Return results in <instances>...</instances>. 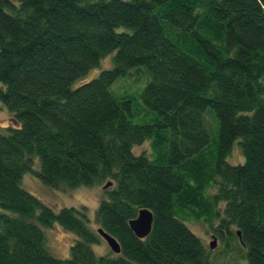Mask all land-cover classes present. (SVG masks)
Segmentation results:
<instances>
[{
  "label": "trees",
  "instance_id": "trees-1",
  "mask_svg": "<svg viewBox=\"0 0 264 264\" xmlns=\"http://www.w3.org/2000/svg\"><path fill=\"white\" fill-rule=\"evenodd\" d=\"M127 76L146 81L143 105L112 92ZM1 106L0 264H213L194 223L225 263L264 264V0H0ZM27 172L102 188L95 221L25 190ZM144 209L154 222L138 239ZM56 223L77 236L68 259L48 246ZM100 229L119 255H96Z\"/></svg>",
  "mask_w": 264,
  "mask_h": 264
},
{
  "label": "rangeland",
  "instance_id": "rangeland-1",
  "mask_svg": "<svg viewBox=\"0 0 264 264\" xmlns=\"http://www.w3.org/2000/svg\"><path fill=\"white\" fill-rule=\"evenodd\" d=\"M110 59V60H109ZM113 66V56L109 57L102 63L99 69L93 70L89 73L88 76L84 78L85 82L90 81L100 75L102 70L112 68ZM146 84V81L138 82L132 76H127L119 79L113 86L112 92L116 96H122L127 94H132L133 96H137L141 104L143 105L142 99L140 97L142 90ZM119 94V95H118ZM136 98V97H134ZM138 101V100H137ZM140 109L142 106L138 105ZM0 108V126L7 127L12 124V116L6 110L5 107L1 106ZM153 114L149 113V118H153ZM208 118V117H206ZM144 118H136L134 121L136 124H144ZM209 121L211 122L210 125L213 129V118L209 117ZM213 136V134L211 133ZM212 142V139H211ZM152 151V147L150 143H145L142 146L136 147L134 149V153L140 155L142 153H150ZM228 161L231 164H239L244 162L243 152L241 147L236 144L230 159ZM35 170L40 169V162L37 161L35 165ZM23 188L39 198L43 201L46 205L54 208L56 211L62 208H87L88 215L92 222L95 221L98 209L100 204L103 200V191L102 188L93 187H81L70 191H60L52 189L46 186L39 178L33 175L30 172H27L23 176ZM189 228L199 237H201L205 243L209 246V244L213 241L212 236L214 235L207 225L204 224H193L188 225ZM96 228V227H95ZM46 232L48 238V246L51 249V252L60 259H68L71 256V248L74 245L75 241L77 240V236L65 230L60 224H55L51 228H43ZM93 250L98 256L107 255L111 252L110 248L108 247L107 243L103 240L101 244L93 245ZM216 255L213 259V264H234V261H229L230 263H225V259L222 258L220 255L223 254L224 251V244L217 240V248L215 249ZM240 249L238 248V251ZM219 257V259H217ZM242 260H237V264H242Z\"/></svg>",
  "mask_w": 264,
  "mask_h": 264
},
{
  "label": "water",
  "instance_id": "water-1",
  "mask_svg": "<svg viewBox=\"0 0 264 264\" xmlns=\"http://www.w3.org/2000/svg\"><path fill=\"white\" fill-rule=\"evenodd\" d=\"M111 185V183L107 184L104 189H108L109 187H111ZM153 222V213L147 209H144L140 211L137 219L130 222V227L138 239H145L151 234ZM98 233L107 243L108 247L114 254L119 255L121 253V247L113 237L106 234L101 229L98 230ZM238 236L240 237V233H238ZM212 238L213 241L209 244V247L211 248V250H215L217 248V238L215 236H213Z\"/></svg>",
  "mask_w": 264,
  "mask_h": 264
}]
</instances>
